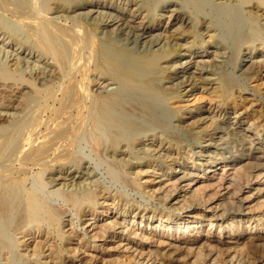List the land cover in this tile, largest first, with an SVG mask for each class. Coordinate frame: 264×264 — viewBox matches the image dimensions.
I'll list each match as a JSON object with an SVG mask.
<instances>
[{
    "label": "bare ground",
    "instance_id": "6f19581e",
    "mask_svg": "<svg viewBox=\"0 0 264 264\" xmlns=\"http://www.w3.org/2000/svg\"><path fill=\"white\" fill-rule=\"evenodd\" d=\"M1 14L25 29L0 22L6 264H264V225L238 224L264 211V0H0ZM80 137L157 206L108 188ZM154 218L175 230L150 232Z\"/></svg>",
    "mask_w": 264,
    "mask_h": 264
},
{
    "label": "rangeland",
    "instance_id": "374dc122",
    "mask_svg": "<svg viewBox=\"0 0 264 264\" xmlns=\"http://www.w3.org/2000/svg\"><path fill=\"white\" fill-rule=\"evenodd\" d=\"M0 22H1V24L3 23V25H5L6 27H8V26H10L11 28H13V29H15L16 31H18L20 34H25V29L23 28V26H21L19 23H16L15 21H13V19H9V17H7V16H5V14H1L0 15ZM16 23V24H15ZM81 142V143H80ZM80 143V144H79ZM79 147V148H78ZM77 152H78V154L81 156L82 155V157H84V158H86V160H88L90 163H91V165H92V167L96 170V173L98 174V175H101V176H98L102 181H103V183L108 187V188H111V189H113V190H116V188L118 189H120V191H122V192H125V193H127L128 194V196L129 197H131L130 199H132V200H137V202H139V204H141L142 206H144V207H156L157 206V203H155L154 201H152L151 202V200H149L147 197H145V196H143V194L142 193H138V192H134V191H132L131 189H129V188H124L123 187V185H122V183H120L119 181H117L114 177H112L111 176V174L109 173H106V172H109L108 171V168H107V166H106V164L104 163V162H102V161H100L99 159H98V157L97 156H95V151L93 150V148L88 144V142L85 140V138H79L78 139V143H77ZM98 160V161H97ZM107 175V176H106ZM29 176L31 177L30 179L32 180V179H34V176H36V175H34L33 177H32V174L30 173L29 174ZM28 176V177H29ZM109 177V178H108ZM104 178V179H103ZM116 180V181H115ZM107 182V183H106ZM112 182V183H111ZM117 185V186H116ZM121 185V186H120ZM116 187V188H115ZM118 189V190H119ZM132 191V192H131ZM143 197H145V198H143ZM135 200V201H136ZM52 204H54V205H57V204H62V202L63 201H59V200H57V199H52ZM96 212H101V210H97ZM262 216V217H261ZM259 217V218H258ZM102 218H107V217H101V219ZM156 220H158L157 218L155 219L154 218V226L152 225V229H148V230H150V232L152 231V230H156L157 232H159L160 230H164L165 232H167L168 230H169V232H171V231H173V230H175V227L174 228H172V229H169V226H167V224L166 223H163V225L161 226V227H159L158 226V228L156 227L157 225H158V221H156ZM255 220V221H254ZM254 220H249V219H245V221H242L241 223H238L239 225H242V224H244V223H246V225L248 224V225H251V226H253V227H255L256 226V224H257V227H260V225H264V223H263V221L262 220H264V211H261V213L259 212L256 216H255V218H254ZM156 221V222H155ZM82 222L83 221H77V220H75V226L78 228V231H79V236H77L76 237V240L80 237V236H82V234H87L86 233V231H85V229L87 228L84 224H82ZM123 222H125L126 224L128 223V224H130V225H134V226H136L137 227V224H139L138 222H139V220H134V219H132V217L131 216H127V217H125V220L123 221ZM236 221H234V223L232 222V221H225L224 222V225H223V227L222 228H225L228 224H232V225H230L229 226V228H227L226 229V231H225V229L223 230V232L222 233H220V231L222 230V228H220V230H219V225H220V223L221 222H214L213 223V225L211 226L210 224L209 225H207L209 222H207V221H204V222H202V223H199L198 224V226L200 227V226H202V233H206V231L210 228V226L213 228V233H214V235H223L222 236V238H224V235L225 236H228V235H230V233H232L235 229H236V226H237V223H235ZM248 222H250V223H248ZM260 222V223H259ZM258 223L260 224V225H258ZM67 224H69V223H65V225H67ZM83 225V226H82ZM216 225V226H215ZM218 225V226H217ZM82 226V227H81ZM142 224H140L139 225V227H140V229L142 228ZM156 227V228H155ZM168 227V228H167ZM70 227H67V228H65L64 229V231H67L68 229H69ZM166 228V229H165ZM83 230V231H82ZM88 230H92V227L91 228H88ZM121 230V229H120ZM179 230V229H178ZM122 231V230H121ZM141 230H139L138 231V234L139 233H141L140 232ZM82 232V233H81ZM230 232V233H229ZM93 233H95V231L93 232ZM93 233H91V235L93 234ZM218 233V234H217ZM228 234V235H227ZM86 236V238L88 239V237H89V235H88V237H87V235H85ZM111 236H113V235H111ZM138 238L136 239V241H139L140 240V237L139 236H137ZM71 241V242H69L68 243V245H66V248H70V249H72V248H76V244H77V241ZM99 243H101V242H98V244ZM12 244V243H11ZM100 245V244H99ZM95 250L97 251L98 250V246L95 248ZM48 255H49V252H47V253H45V255H43V257H41V262H46V261H49L48 259H47V257H48ZM67 256H69V254H67ZM255 257V258H254ZM252 258V257H251ZM251 258H249L248 260H246V261H248V262H252L253 260V264H260V258H259V255H257V256H254L253 255V260H251ZM257 258V259H256ZM231 259V257H226L225 259H221L220 261H218V263H217V261H211V260H207V263L208 264H230V260ZM65 260L66 261H69V259L68 258H65ZM213 260V259H212ZM227 260V261H226ZM245 260V259H244ZM13 262V261H12ZM71 262V261H70ZM7 263V261L4 259V257L2 256V254L0 253V264H6ZM251 263V264H252ZM15 264H24V262H23V260H21L20 262H16Z\"/></svg>",
    "mask_w": 264,
    "mask_h": 264
}]
</instances>
